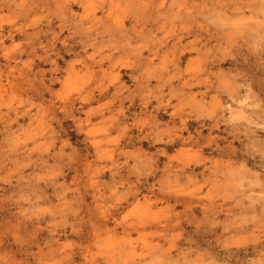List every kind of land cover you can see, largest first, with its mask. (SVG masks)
I'll use <instances>...</instances> for the list:
<instances>
[{
	"label": "rangeland",
	"instance_id": "374dc122",
	"mask_svg": "<svg viewBox=\"0 0 264 264\" xmlns=\"http://www.w3.org/2000/svg\"><path fill=\"white\" fill-rule=\"evenodd\" d=\"M126 1L110 18L102 0H92L89 16L81 6L64 9L67 0L0 4V257L14 264H97V249L128 239L120 221L130 219L143 229L131 235L137 259L148 257L139 245L167 238L180 247L188 233L191 250L216 264H237L264 242V187L249 179L254 169L193 146L228 127L250 150L264 140L260 129L240 126L244 112L228 125L186 119L182 127L173 107L220 99L198 82L211 80L209 70L264 100V58L217 53L226 34L190 22L193 8L214 0H155L146 11ZM145 85L162 88L165 104L145 103ZM201 157L221 165L216 185L201 181L182 211L180 200L156 195L161 185L186 182Z\"/></svg>",
	"mask_w": 264,
	"mask_h": 264
},
{
	"label": "clouds",
	"instance_id": "9594fccd",
	"mask_svg": "<svg viewBox=\"0 0 264 264\" xmlns=\"http://www.w3.org/2000/svg\"><path fill=\"white\" fill-rule=\"evenodd\" d=\"M2 3L3 0H0V4ZM197 19L203 24L212 26L215 30L226 34L227 44L223 48H216L217 53H222L226 56L229 51L237 52L243 49L250 58H264V0H214L204 10L199 7L193 8L190 22L195 24ZM221 42L223 43V41ZM90 59H94V57H90ZM141 75L145 79L151 78L149 73H141ZM206 76L210 77L211 80L202 79L198 82L211 88V91L220 99L214 100L213 103L207 105L196 101V105L199 106L198 109L192 107L190 100L178 101L177 105H173L176 109L174 115L182 117V127L183 121L186 119H204L217 127L228 125L231 123L234 113L244 112L249 114L244 117L240 126L247 128L249 132H255L256 129H260L259 135L264 137V100H257L246 89L245 84L237 83L235 79L224 72L219 70L212 72L209 70ZM212 83H216L217 87L213 88ZM145 88L146 91L143 97L145 103L150 102L151 99H157L161 102V105L165 104L162 99V95H165L162 93V88L155 91L148 89L146 85ZM241 90H243V95H238L237 93ZM166 95L169 96L167 103H170L175 93ZM186 108L188 109L187 111H185ZM256 110H259L258 115ZM180 130L175 129L174 132L178 133ZM230 131L228 127H224L217 134V137L211 140L201 139L199 143L193 146L197 151H203L206 146L207 156L214 154L225 159L247 161L248 165L254 169L252 173L248 174L249 179L253 184L264 187V140L256 144L255 148L249 150L244 143L238 141L234 134H230ZM253 142H255L254 136L250 144ZM229 145H233L236 148L234 157ZM220 146L223 147V151H221ZM257 151L259 154L254 155ZM198 163L201 164L200 168L187 169L190 178L186 182L182 185L171 182L161 185L157 189L156 195L165 202L173 199L180 200L181 211L184 203H193L194 201L190 198L193 195H200V192H194L193 189L198 187L201 181L205 185H216L218 181L215 177L221 168L217 161L207 160L204 157H201ZM192 176L200 177V180H192ZM116 198L117 194L113 193V199ZM120 223L125 225L124 230L128 234V239L119 241L108 251L97 249L102 257L97 264H104V258L107 259V264H216L213 255L197 253L191 250L189 241L192 240V235L190 233L186 235L180 247L175 246L174 240L169 242L167 238H164V243L160 246L152 245L145 249L143 245H139L138 250L147 251L148 257L146 259H137L133 255V242H130L131 235L143 229L135 219L121 220ZM250 239L255 243L257 237L252 236ZM259 239L264 241V230L260 232ZM137 240H139V237H137ZM0 264H14V261L11 258L0 257ZM237 264H264V242H261L258 248L251 249V253L247 255L246 259L238 261Z\"/></svg>",
	"mask_w": 264,
	"mask_h": 264
},
{
	"label": "bare ground",
	"instance_id": "6f19581e",
	"mask_svg": "<svg viewBox=\"0 0 264 264\" xmlns=\"http://www.w3.org/2000/svg\"><path fill=\"white\" fill-rule=\"evenodd\" d=\"M140 6L143 10H148L154 3L155 0H139ZM67 5L64 6V9H72L74 6H81L84 13H86V16H89L87 14H90L92 11V0H67ZM126 0H102L101 2V10L104 13V15H107L106 17H111L113 13L124 11V9L128 8L126 4ZM165 2V1H164ZM164 2L162 4H164ZM184 2V1H183ZM186 3V1H185ZM107 7V8H106ZM97 9V8H96ZM94 9L95 11H97ZM95 11H93L92 15H94ZM179 12V11H178ZM179 14V13H178Z\"/></svg>",
	"mask_w": 264,
	"mask_h": 264
}]
</instances>
